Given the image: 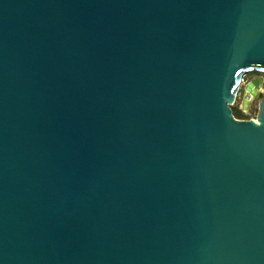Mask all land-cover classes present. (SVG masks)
<instances>
[{"label": "water", "instance_id": "water-1", "mask_svg": "<svg viewBox=\"0 0 264 264\" xmlns=\"http://www.w3.org/2000/svg\"><path fill=\"white\" fill-rule=\"evenodd\" d=\"M252 71L264 0H0V264H264Z\"/></svg>", "mask_w": 264, "mask_h": 264}, {"label": "rangeland", "instance_id": "rangeland-1", "mask_svg": "<svg viewBox=\"0 0 264 264\" xmlns=\"http://www.w3.org/2000/svg\"><path fill=\"white\" fill-rule=\"evenodd\" d=\"M255 78H263V83L259 87L258 92L256 93L255 97L252 98V101H249V105L247 107L246 111H243V102H242V96L245 95L244 87L247 85V83ZM244 90V92H243ZM259 94V95H258ZM264 94V73L252 71L246 73L242 77V81L240 83V89L237 93V96L235 98V101L232 106H230V109L232 111V115L235 119L238 120H255V117L257 115L258 111V97ZM258 95V97H256Z\"/></svg>", "mask_w": 264, "mask_h": 264}, {"label": "bare ground", "instance_id": "bare-ground-1", "mask_svg": "<svg viewBox=\"0 0 264 264\" xmlns=\"http://www.w3.org/2000/svg\"><path fill=\"white\" fill-rule=\"evenodd\" d=\"M244 90H245V98H244V101L247 103V102L251 101L253 97H255L256 93L254 95H251L250 94V91H249L250 90V86L246 87V89L244 88ZM244 90H243V92H244ZM253 121L255 122L254 119H253Z\"/></svg>", "mask_w": 264, "mask_h": 264}, {"label": "flooded vegetation", "instance_id": "flooded-vegetation-1", "mask_svg": "<svg viewBox=\"0 0 264 264\" xmlns=\"http://www.w3.org/2000/svg\"><path fill=\"white\" fill-rule=\"evenodd\" d=\"M252 101V100H251Z\"/></svg>", "mask_w": 264, "mask_h": 264}]
</instances>
